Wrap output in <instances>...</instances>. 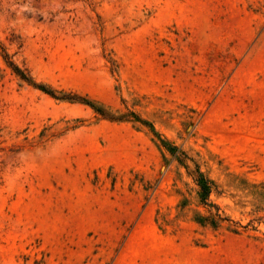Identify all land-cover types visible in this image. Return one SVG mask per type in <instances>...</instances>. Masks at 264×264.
<instances>
[{
	"label": "rangeland",
	"instance_id": "1",
	"mask_svg": "<svg viewBox=\"0 0 264 264\" xmlns=\"http://www.w3.org/2000/svg\"><path fill=\"white\" fill-rule=\"evenodd\" d=\"M0 264H264V0H0Z\"/></svg>",
	"mask_w": 264,
	"mask_h": 264
},
{
	"label": "trees",
	"instance_id": "2",
	"mask_svg": "<svg viewBox=\"0 0 264 264\" xmlns=\"http://www.w3.org/2000/svg\"><path fill=\"white\" fill-rule=\"evenodd\" d=\"M8 63L13 67L14 71L16 73H18L22 78H24L27 81H30L27 76H25V74H23L16 66H14V64L10 61H8ZM43 90H45V88L43 86H41ZM47 91V90H45ZM51 95H54L52 92H48ZM197 185L199 186V191L201 193V198L203 200H206L210 191H211V182L208 181L205 177H203V175L199 174L198 175V179H197Z\"/></svg>",
	"mask_w": 264,
	"mask_h": 264
}]
</instances>
